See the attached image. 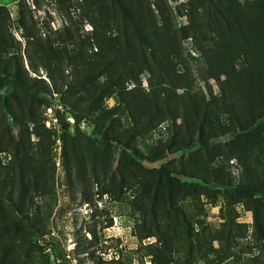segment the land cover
<instances>
[{"label":"rangeland","instance_id":"1","mask_svg":"<svg viewBox=\"0 0 264 264\" xmlns=\"http://www.w3.org/2000/svg\"><path fill=\"white\" fill-rule=\"evenodd\" d=\"M190 3L201 5L197 0H0V60L12 71L17 67L27 88H35L22 93L9 74L0 73L5 123L0 172L8 176L2 185L11 180L19 191L12 148L17 139L24 141L38 180L26 189L22 211L0 184V262L2 255L10 260L21 249L19 264H264V237L254 225L257 212L264 227V188L252 198L236 190L256 183V174L264 172L248 142L228 132L229 120L220 110L214 118L225 133L188 142L177 109L154 119L144 109L161 88L173 106L191 92L214 111L212 100L221 97L226 76L208 75L201 49L209 39L192 36L200 15H191ZM124 4L132 17L153 18L165 41L173 42L171 84L142 69L137 82L130 73L118 86L108 82L118 73L119 66L110 64L116 51L131 52L139 64L142 52L150 50L131 24L124 25ZM44 85L49 91L38 90ZM136 88L133 100L150 95L140 109L124 103ZM92 101L88 115L71 104L87 108ZM8 104L22 115L12 116ZM114 131L133 132L136 150L115 140ZM88 138L104 154L102 171L92 172V147L77 150L81 165L72 153L73 141ZM160 167L172 170V183ZM16 228L24 241L9 232Z\"/></svg>","mask_w":264,"mask_h":264},{"label":"trees","instance_id":"2","mask_svg":"<svg viewBox=\"0 0 264 264\" xmlns=\"http://www.w3.org/2000/svg\"><path fill=\"white\" fill-rule=\"evenodd\" d=\"M198 3H190L191 15L197 12L200 15V22L197 24L199 27L193 30L192 36L195 38L199 33L207 39L209 44H206L201 51H204L208 60V75L221 79V75H225L226 79L221 85V97L212 100L214 111H211L206 100L200 98L199 95L192 94L191 92L183 93L184 100L179 102L176 100V106H173L170 99L167 97L169 93L165 94V88H161L156 94L151 96V105L145 103V111L148 113L150 119H154L160 115L161 111L173 114L176 109L179 111L178 115L183 118V126L185 127L187 141L191 142L199 140L204 142L209 138H215L219 134H224L225 130L219 124L214 116L217 115V110L222 111L228 118L226 126L228 132L234 133L238 138L248 142L251 149L250 156L255 159L257 165H264V0H245L244 3L239 0H197ZM115 2V1H114ZM126 7L123 11L125 26L131 24L135 33L142 36L145 43H149L150 50L142 52V62L138 64L136 56L131 52L121 53L116 51L114 58L110 60L113 68L118 65V73L116 75H109L108 82L110 85L118 86L125 78L124 76L131 75L130 79L135 82L139 79V74L143 70H148L153 78L164 79L165 83L171 84L173 81V74L171 71V58H172V45L165 41V37L160 32V27L156 24L153 18H138L132 17L130 10ZM201 11V12H200ZM160 28V29H159ZM31 34H29L30 36ZM32 36V35H31ZM125 39H128L127 30L124 31ZM187 37V34L185 35ZM168 45V47H167ZM139 69H142L138 72ZM0 73L8 75L14 85L19 88L22 93H26L32 89L27 88L29 85L19 74L18 68L15 67L13 71L8 67L6 62L0 60ZM155 74H157L155 76ZM159 83V80L158 82ZM115 86V87H116ZM99 88V87H98ZM23 89L24 91H22ZM41 91H49V88L44 85L38 89ZM139 89L131 90L129 98L124 100V103L132 105L136 109H140L141 102H149V94H141L142 98L133 100L136 91ZM167 95V96H166ZM15 97V94H13ZM77 102H71L76 110V113L88 115L92 112L91 102L87 108L82 107ZM7 109L12 116L19 117L22 113L14 112L12 105L8 104ZM19 109L21 106L18 104ZM147 108V109H146ZM31 120H35L34 112H29ZM18 115V116H17ZM218 122V123H216ZM0 127L3 129L5 123L0 120ZM113 136L127 148L135 151L136 146L132 143L135 134L133 132H125L119 134L114 131ZM11 136H9V139ZM18 141L13 144L14 156L13 161L17 168V182L19 183L18 193L14 192V184L10 180V185H2L3 182L8 181V176L2 175L0 172V184L3 186L2 190L6 197L14 203H17L19 209L22 211L23 195L30 185L38 183L36 168L28 163V152L24 141ZM19 142V143H18ZM233 142V141H232ZM230 149H233L232 143H225ZM233 145H235L233 143ZM88 149L92 147V172H96V168H101V171L107 167L104 154H98L94 143L88 138L84 142L73 141L71 143L72 153L76 156L77 162L81 165L80 155L77 154L79 147ZM225 146V145H224ZM168 149L174 147V143H167ZM23 150V154H20ZM97 165V166H95ZM35 170V175L31 177V171ZM160 175L165 177L168 183H172V170L166 167H160ZM257 173V172H255ZM259 175V177H257ZM256 183L243 185L236 188L239 194L253 196L264 188V172L256 174ZM150 187V186H149ZM149 187L144 188L147 189ZM153 189V188H152ZM157 189L152 190L154 200H157ZM257 205L258 200H256ZM254 225L257 234L264 237V227L257 212L254 215ZM18 228L10 233H14L17 241H24V235L17 233ZM21 256V249L12 255L10 260L7 254L1 256L0 264H19ZM27 263V262H26Z\"/></svg>","mask_w":264,"mask_h":264}]
</instances>
